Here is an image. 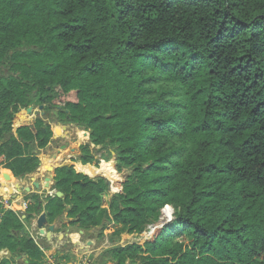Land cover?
<instances>
[{"label": "trees", "instance_id": "obj_1", "mask_svg": "<svg viewBox=\"0 0 264 264\" xmlns=\"http://www.w3.org/2000/svg\"><path fill=\"white\" fill-rule=\"evenodd\" d=\"M53 112L88 132L82 165L93 146L128 174L55 169L62 198L2 212L0 264H44L28 232L42 214L110 233L96 264H264V0H0V169L37 172ZM165 207L143 245H119Z\"/></svg>", "mask_w": 264, "mask_h": 264}, {"label": "rangeland", "instance_id": "obj_2", "mask_svg": "<svg viewBox=\"0 0 264 264\" xmlns=\"http://www.w3.org/2000/svg\"><path fill=\"white\" fill-rule=\"evenodd\" d=\"M31 111L30 113H36V115L42 116V111L39 110V106L36 105L35 107H31L30 108ZM52 129L53 131V137L55 136L56 138L60 137L63 132L66 130L69 134V139L64 143L61 142L59 139L57 140H53L54 138L52 137L50 143L48 144L47 148L42 150L39 155L41 156V158L43 157V163L46 164L45 159H47V156H49V153L51 154L52 152L55 151H60V147L64 146V151H67V158L66 161H71V162H75V161H79L80 158V148L82 146H85L88 144L89 139H88V132H84L83 130L73 126V125H61L57 119L55 118H51L48 117L45 121ZM63 127L65 129H63ZM62 129V130H60ZM91 152L92 155L94 157V160L87 165H83L84 168H82V171L85 172L86 174L94 177L97 174H100L104 171H106L108 174L111 175L112 180L105 176L104 174H100L102 176H104L105 179L109 180L110 182L114 183V182H119V181H123V178L127 176V172L123 171L122 173H117L116 168H115V161L112 159L109 162H102L99 161L100 160V153H98L99 149L96 148L94 149L93 146L91 147ZM49 152V153H48ZM99 163L97 164L96 162ZM102 164H110L106 167H104L103 169H101ZM89 166V167H88ZM96 170H93V169ZM42 170L43 166L41 167ZM85 169V170H84ZM101 169V170H100ZM6 170H2L0 172V179H2L3 174H5ZM45 172V170H44ZM8 173V172H7ZM37 173V172H36ZM35 173V174H36ZM11 179V174L8 173ZM4 179H6L5 177H3ZM13 179H15L14 177H12ZM22 180V179H19ZM23 183H29L27 178H24L22 180ZM24 192H22L23 194ZM104 200V199H103ZM170 208V207H169ZM172 209L170 208L169 213L167 212V207H165L162 210V217L160 220V224H157L156 226H149L147 228L146 233L142 234V235H127V234H123L121 235L120 239H119V245L121 246H125V245H129V244H138V245H143V243L146 240H149L152 235L154 234V232L161 227L163 222L169 221L171 219L172 216ZM90 234V233H89ZM93 234V235H92ZM90 236H95L94 233H91ZM89 237V236H88ZM76 238V237H75ZM111 238L110 233H106V237L101 240V241H97V240H91V242H93L92 246L89 247H85V245H83L82 250L78 251L77 254H70V252L72 251V246L70 245H66L64 246L65 249L69 250V254H67V259L66 262H70V261H74L76 264H96V258L107 248L110 247L111 243L109 242V239ZM87 239V237L83 238ZM82 240V241H83ZM116 241V239H114ZM87 248V249H86ZM90 249V251H89ZM71 250V251H70ZM91 252V253H89ZM53 260H54V264H66L64 257H60V256H53Z\"/></svg>", "mask_w": 264, "mask_h": 264}, {"label": "crops", "instance_id": "obj_3", "mask_svg": "<svg viewBox=\"0 0 264 264\" xmlns=\"http://www.w3.org/2000/svg\"><path fill=\"white\" fill-rule=\"evenodd\" d=\"M60 130H62V129H60ZM53 138H54L53 139L54 141L59 139L61 142L65 143L69 139V134L65 130L60 137L56 138L54 136ZM38 157L40 159V168L37 170L36 174L30 175L27 177L29 183H23L22 182L23 179L22 180L18 179V182H16V181H14L15 179L12 178L13 177L12 175H11V180L5 181V182L10 184L13 181L14 182L13 186L15 188L17 185L20 186L21 188H30L31 187V193L32 194H41L44 191L48 194L50 190H48V188L45 189V180L47 178H49L51 180V183L49 186L52 187L53 186V179L55 177L54 171L48 172L47 171L48 168H53L55 170L57 168L64 167V166H72L76 173L85 175L84 173L80 172L77 169V166L84 167L80 161H75V162L66 161L67 151H64V146L60 147V151H55V152H52L51 154L49 153V156H47V159H45V160H47L46 164L43 163V161H44L43 157L41 158L40 155ZM42 166H43V169L45 170V172H44V170L41 169ZM94 170H96V169L94 168ZM1 171H2V169H0V172ZM6 172L10 173L9 171H6ZM102 177L104 178V176H102ZM35 183L40 184V188L38 190L35 188H32V186ZM8 184H6V185H8ZM8 186H10V185H8ZM23 195H24V193L23 194L20 193L18 196H16L15 199L17 200L18 203H20V201L24 200ZM110 195L109 194L104 195V197H103L104 202H107L109 200ZM66 222L67 221H66L65 215H64L61 220H57L53 225H51V226H53V234H52L50 241H48L47 239H45L44 237H42L39 234V231L36 227V221H34V223L28 229L30 236L35 240L36 244H39L40 246H42L41 250L45 256L44 264H54V260H53L54 255L64 257L65 262H66V259L68 257L67 254H69V250L64 248V246H66V245L71 244V246H72V251L70 250L71 251L70 254H77L78 251L82 250L83 245H85V247H89V246L93 245V242H91V240H94V239L90 240L88 236H85L84 232L76 231V230L70 229V228H62V224H65ZM48 227H50V226H48L46 223V229ZM90 233H92V232H90ZM85 237H87V239L83 240V238H85ZM89 251H90V249H89ZM89 253H91V252H89ZM9 258H10V256L6 251H2L0 253V261H2L3 259L8 260ZM17 261H20L22 264H26L25 263L26 260L24 259V257L19 258ZM66 264H76V263L74 261H70V262H66Z\"/></svg>", "mask_w": 264, "mask_h": 264}, {"label": "water", "instance_id": "obj_4", "mask_svg": "<svg viewBox=\"0 0 264 264\" xmlns=\"http://www.w3.org/2000/svg\"><path fill=\"white\" fill-rule=\"evenodd\" d=\"M39 110L42 111L43 110V106H40L39 107ZM30 111L31 109L29 108L27 110V113L30 114ZM43 115V113L41 114ZM53 115L55 116V118H57V114L56 112H53ZM63 129H65L63 127ZM88 138H89V135H88ZM48 172H53L54 169L53 168H48L47 169ZM102 177L100 174H97L95 175L94 177L92 178H95V177ZM14 181L18 182V179H15ZM51 183V180L49 178H47L45 180V189L48 188V190H50L49 192H53L58 198H62V194L61 193H58V192H55V191H51V187L49 186ZM32 188H35V189H39L40 188V184L38 183H35ZM16 190L18 193H26V194H30L31 193V187L30 188H21L20 186H16ZM0 192L2 193H6L7 195L11 196L13 191H12V188L6 184H2L1 187H0ZM169 208V207H167ZM173 213V212H172ZM36 227L39 231V234L44 237L45 239H47L48 241L51 240V237H52V234H53V226H50L46 229V217L44 214H42L37 220H36ZM27 264V262H25Z\"/></svg>", "mask_w": 264, "mask_h": 264}, {"label": "built area", "instance_id": "obj_5", "mask_svg": "<svg viewBox=\"0 0 264 264\" xmlns=\"http://www.w3.org/2000/svg\"><path fill=\"white\" fill-rule=\"evenodd\" d=\"M2 184H8V183L5 182L4 179H0V187ZM13 184H14L13 181H12V183L8 184V185H10V187L12 188V191H13L11 196L7 195L6 193L0 192V209H1L0 216H1L2 212H6V211H11L13 213L23 214L24 211L26 210L28 203L24 200L20 201V203L17 202V200L15 198L20 193L17 192V190L13 186ZM48 194L51 196L54 195L53 192H49Z\"/></svg>", "mask_w": 264, "mask_h": 264}, {"label": "bare ground", "instance_id": "obj_6", "mask_svg": "<svg viewBox=\"0 0 264 264\" xmlns=\"http://www.w3.org/2000/svg\"><path fill=\"white\" fill-rule=\"evenodd\" d=\"M169 211H170V208H167V212L169 213Z\"/></svg>", "mask_w": 264, "mask_h": 264}, {"label": "flooded vegetation", "instance_id": "obj_7", "mask_svg": "<svg viewBox=\"0 0 264 264\" xmlns=\"http://www.w3.org/2000/svg\"><path fill=\"white\" fill-rule=\"evenodd\" d=\"M43 116V115H42ZM57 119V118H56Z\"/></svg>", "mask_w": 264, "mask_h": 264}]
</instances>
